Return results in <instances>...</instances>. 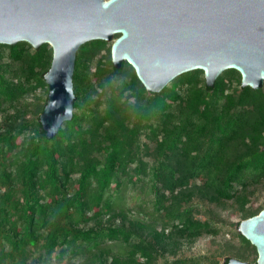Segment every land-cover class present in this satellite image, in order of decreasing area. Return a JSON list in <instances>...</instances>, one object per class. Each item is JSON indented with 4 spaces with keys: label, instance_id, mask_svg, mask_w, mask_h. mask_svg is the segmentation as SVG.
Instances as JSON below:
<instances>
[{
    "label": "trees",
    "instance_id": "16d2710c",
    "mask_svg": "<svg viewBox=\"0 0 264 264\" xmlns=\"http://www.w3.org/2000/svg\"><path fill=\"white\" fill-rule=\"evenodd\" d=\"M110 50L79 49L73 117L48 139L46 100L22 103L47 87L52 48L0 45V264H201L169 255L216 236L217 208L240 219L223 264H256L237 226L264 209V86L194 70L148 93Z\"/></svg>",
    "mask_w": 264,
    "mask_h": 264
},
{
    "label": "water",
    "instance_id": "95a60500",
    "mask_svg": "<svg viewBox=\"0 0 264 264\" xmlns=\"http://www.w3.org/2000/svg\"><path fill=\"white\" fill-rule=\"evenodd\" d=\"M95 40L111 42L113 68L128 63L148 93L194 70L210 88L226 70L242 87L264 86V0H0V45L52 48L39 116L48 139L73 117L76 56ZM237 229L264 264V209Z\"/></svg>",
    "mask_w": 264,
    "mask_h": 264
},
{
    "label": "rangeland",
    "instance_id": "374dc122",
    "mask_svg": "<svg viewBox=\"0 0 264 264\" xmlns=\"http://www.w3.org/2000/svg\"><path fill=\"white\" fill-rule=\"evenodd\" d=\"M111 47V42H108ZM46 90L48 87H40L30 94L22 105L29 107L32 112L36 106L41 105L47 99ZM48 93V92H47ZM46 103V102H45ZM29 119L34 118V114L27 116ZM264 200L262 194L260 200L254 202V206H258ZM222 216V223H220L219 233L216 236H207L198 239L194 243H184L181 245L174 255H169V258H196L201 260V264H212L215 260V264H223L227 257L232 256L227 251L226 242L238 243V239L234 234V228L236 223L240 220L239 217L234 213L232 208L227 209H215Z\"/></svg>",
    "mask_w": 264,
    "mask_h": 264
}]
</instances>
